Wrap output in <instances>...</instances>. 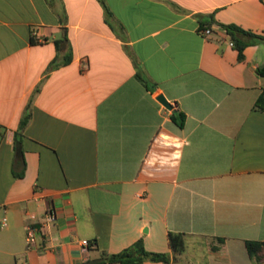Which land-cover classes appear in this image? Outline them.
<instances>
[{"label": "crops", "instance_id": "0c3cea01", "mask_svg": "<svg viewBox=\"0 0 264 264\" xmlns=\"http://www.w3.org/2000/svg\"><path fill=\"white\" fill-rule=\"evenodd\" d=\"M219 23L264 37V0H0V264H82L139 237L168 264H264L244 247L264 235V43L237 60ZM47 206L28 246L26 213ZM168 231L187 234L174 258Z\"/></svg>", "mask_w": 264, "mask_h": 264}, {"label": "trees", "instance_id": "16d2710c", "mask_svg": "<svg viewBox=\"0 0 264 264\" xmlns=\"http://www.w3.org/2000/svg\"><path fill=\"white\" fill-rule=\"evenodd\" d=\"M219 26L226 32L229 36L231 46L236 50L237 60L243 59V49L251 45L257 39H263V36L257 35L250 30L243 29L240 26L234 23H219ZM201 27L199 30L204 29ZM255 72L259 76H264V62L255 68ZM139 79L140 76L137 74ZM264 98L261 93L257 100L254 103V107L264 110L263 106ZM169 118L173 121L178 127H181L183 124L184 114L181 111L175 110L169 114ZM29 119V112L25 108V112L21 116L18 123V131L15 133V140L20 139L21 131L26 125ZM19 170L13 171L12 174L14 177L19 178L23 174L24 161L22 153H19L18 156ZM167 244L171 251V256L177 257L180 255L185 247V241L187 234L180 231H168L167 232ZM220 242L223 241L222 237H216ZM92 243L88 241L87 247H90ZM244 247L247 255L255 262L262 263L264 261V235L261 240H245ZM170 256L166 252H155L146 250L143 246L142 238H137L129 245L123 247L122 249L107 253L105 251H100L99 253V262L96 264H143L146 261L149 262H161L163 264H168L170 262ZM84 264V263H82Z\"/></svg>", "mask_w": 264, "mask_h": 264}, {"label": "built area", "instance_id": "2783aa9c", "mask_svg": "<svg viewBox=\"0 0 264 264\" xmlns=\"http://www.w3.org/2000/svg\"><path fill=\"white\" fill-rule=\"evenodd\" d=\"M199 33L203 36H207L209 34L212 33V31L209 28H204L199 30ZM229 44L231 45V42H229ZM27 218L28 221L25 223V235H24V239L25 242L28 246L34 245L35 240H36V234L37 231L39 229V226H47L53 223V221L55 220L56 214L55 211L52 207L47 206L42 214V219L39 222L35 221V215L33 213L27 212ZM38 223V225H37ZM5 225V219L2 218L1 222H0V227ZM80 243L83 247H86L88 244V241L86 239H82L80 240Z\"/></svg>", "mask_w": 264, "mask_h": 264}, {"label": "water", "instance_id": "95a60500", "mask_svg": "<svg viewBox=\"0 0 264 264\" xmlns=\"http://www.w3.org/2000/svg\"><path fill=\"white\" fill-rule=\"evenodd\" d=\"M157 100L166 108L171 110V105L168 103V101L165 99V97H163V95H158L157 96ZM171 112H173V110H171ZM20 151V146H19V142H15V154L18 155ZM99 262V258H95V259H90L86 262H84V264H95Z\"/></svg>", "mask_w": 264, "mask_h": 264}, {"label": "rangeland", "instance_id": "374dc122", "mask_svg": "<svg viewBox=\"0 0 264 264\" xmlns=\"http://www.w3.org/2000/svg\"><path fill=\"white\" fill-rule=\"evenodd\" d=\"M253 43H264V40L263 39H257L255 42H253ZM252 43V44H253ZM262 45V44H261ZM264 48V45H262V47H261V49H263ZM264 86V85H263Z\"/></svg>", "mask_w": 264, "mask_h": 264}]
</instances>
